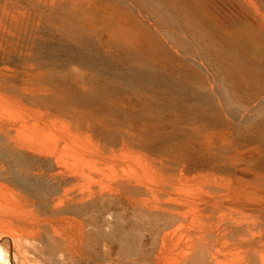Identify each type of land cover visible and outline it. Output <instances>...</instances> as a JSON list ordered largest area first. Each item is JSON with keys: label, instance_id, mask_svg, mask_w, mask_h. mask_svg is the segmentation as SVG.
Instances as JSON below:
<instances>
[{"label": "bare ground", "instance_id": "6f19581e", "mask_svg": "<svg viewBox=\"0 0 264 264\" xmlns=\"http://www.w3.org/2000/svg\"><path fill=\"white\" fill-rule=\"evenodd\" d=\"M193 1L192 14L164 0H0V264H121L104 234L139 213L165 221L150 264H264V144L240 131L257 116L264 125V84L233 96L211 57L225 40L239 76L264 74V0ZM116 52L135 65L109 69ZM173 53L212 81L192 88L156 72ZM111 75L150 77L183 103L221 107L225 123L187 124V138L143 160L136 125L69 96H95Z\"/></svg>", "mask_w": 264, "mask_h": 264}, {"label": "rangeland", "instance_id": "374dc122", "mask_svg": "<svg viewBox=\"0 0 264 264\" xmlns=\"http://www.w3.org/2000/svg\"><path fill=\"white\" fill-rule=\"evenodd\" d=\"M164 1L168 4L174 2L176 5L184 6L192 14L195 12L193 0ZM129 2L132 3L133 0H129ZM127 7L130 8L131 6L127 5ZM172 27L176 28L174 24H172ZM178 41L182 47H184V44L186 46L188 44L183 39H178ZM218 42L216 51L211 53L212 63L216 65L215 70L222 79L218 82L221 84L224 82L231 94L239 98L247 99L260 95L262 84H264V74L254 73L252 75V72L248 71L247 74L251 80L243 79L233 67L228 65L229 61L235 57V52L231 50L228 52L232 43L225 40L224 42L223 40ZM189 44L188 47L191 49L193 45ZM79 45L82 50L89 49L87 45ZM64 56L65 54H61L60 57ZM173 58L174 64L169 63L164 67L154 65V70L166 77L176 78L192 88L212 81L210 73L202 65L176 57L175 53H173ZM135 59L136 56L133 54L113 53L111 54L112 66H109V69H113L115 66H120V68L133 67ZM225 59L228 61L227 64L224 63L226 62ZM98 81L97 87L93 84L94 90L97 92L95 96L84 94L81 91H78L75 95L71 93L69 96L78 104L92 109L96 113L105 114L109 122L136 125L148 150L144 151L139 147V156L143 160L146 159V156L152 157L151 153L160 155L164 148H167V150L174 148L183 139L187 138V133H190L185 129L187 124L211 127L225 123L221 107L210 103H183L180 95H173L160 83H153L150 77H146L143 81L123 83L120 78L111 75ZM141 94H143L142 97ZM152 95H155L156 98H150ZM144 99H147V104L143 102ZM116 101L126 102V105L117 107ZM145 107H152L151 116L141 110ZM240 131L245 135L242 136V139H246V142L264 144V125L260 116L254 117L250 122L243 125ZM168 172V182L179 183L181 181L179 180L180 175L176 172L171 170ZM182 177L187 178V176ZM164 222L159 217H150L140 213L131 217L118 216L116 220L111 221V226L104 236L111 246L112 252L123 259L121 264H150L146 257L150 256L148 252L150 251L149 245L152 235L160 230ZM97 234L94 233L95 238H97ZM49 253L50 247L48 246L46 252L43 253L46 262L50 261Z\"/></svg>", "mask_w": 264, "mask_h": 264}]
</instances>
